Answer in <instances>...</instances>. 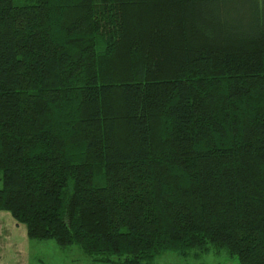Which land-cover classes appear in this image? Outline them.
Wrapping results in <instances>:
<instances>
[{
	"label": "trees",
	"instance_id": "trees-1",
	"mask_svg": "<svg viewBox=\"0 0 264 264\" xmlns=\"http://www.w3.org/2000/svg\"><path fill=\"white\" fill-rule=\"evenodd\" d=\"M0 172L94 262L264 264V0H0Z\"/></svg>",
	"mask_w": 264,
	"mask_h": 264
},
{
	"label": "crops",
	"instance_id": "crops-1",
	"mask_svg": "<svg viewBox=\"0 0 264 264\" xmlns=\"http://www.w3.org/2000/svg\"><path fill=\"white\" fill-rule=\"evenodd\" d=\"M37 243L38 242H35V239L29 238L26 224L18 222L10 211L0 210V264H45L44 260L39 262V255L32 254L33 249L38 248V245H40ZM29 247L31 248V251H29ZM167 252H164L163 254ZM176 253H178L179 256L184 257L185 260L190 257L194 258L197 261V264H213L217 256L223 255L217 254L214 251L200 257L184 256L179 252ZM210 254V258L212 259L211 263H209L206 258V256ZM84 255H73L71 256L72 258H68L69 260L67 261L71 262L70 264H75L76 262H82L84 264H102V262H94L90 257ZM81 259L83 260L81 261ZM181 262L182 260H171L164 264H181ZM154 264H157L156 259Z\"/></svg>",
	"mask_w": 264,
	"mask_h": 264
},
{
	"label": "rangeland",
	"instance_id": "rangeland-1",
	"mask_svg": "<svg viewBox=\"0 0 264 264\" xmlns=\"http://www.w3.org/2000/svg\"><path fill=\"white\" fill-rule=\"evenodd\" d=\"M1 186H2V180H1V172H0V187ZM35 242H38L37 244L40 245H38V248L33 249V253L32 252L30 253H32L33 255H39L40 258L39 262H42V260H44L45 264H70L71 262L67 260H69L68 258L71 259L72 258L71 256L84 255L83 251L78 246L74 245V246H69L67 248H62L61 246L58 245V243L54 239L35 240ZM29 251H31L30 247H29ZM210 257L211 254L206 256L209 263H211L212 260ZM82 260L83 259H81V261ZM171 260H182L181 264H197V261L194 258L190 257L185 260L184 257L179 256L178 253L174 251H169L156 258L157 264H164L165 262ZM75 264H84V263L76 262ZM102 264H106V263H102ZM213 264H238V260L236 257H229L226 254H223L221 256H217Z\"/></svg>",
	"mask_w": 264,
	"mask_h": 264
}]
</instances>
